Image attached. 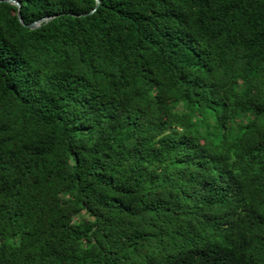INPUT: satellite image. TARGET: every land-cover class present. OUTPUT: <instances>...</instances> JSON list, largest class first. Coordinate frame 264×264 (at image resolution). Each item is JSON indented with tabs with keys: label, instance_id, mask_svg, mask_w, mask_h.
I'll return each mask as SVG.
<instances>
[{
	"label": "trees",
	"instance_id": "16d2710c",
	"mask_svg": "<svg viewBox=\"0 0 264 264\" xmlns=\"http://www.w3.org/2000/svg\"><path fill=\"white\" fill-rule=\"evenodd\" d=\"M19 1L0 264H264V0Z\"/></svg>",
	"mask_w": 264,
	"mask_h": 264
},
{
	"label": "water",
	"instance_id": "95a60500",
	"mask_svg": "<svg viewBox=\"0 0 264 264\" xmlns=\"http://www.w3.org/2000/svg\"><path fill=\"white\" fill-rule=\"evenodd\" d=\"M0 1H6V2H9V3H12V4H15L17 5L18 7V12H17V15H18V18L20 20V22L22 24H24L25 26L29 27V28H36V27H39L42 23H46L48 22L49 20H51L53 17H55L57 14H48V15H45V16H42L32 22H29V23H26L23 19V16H22V13H21V2L19 0H0ZM100 2V0H97L96 4L98 5ZM95 8H93L92 10L88 11V12H85V13H82V14H88L92 11H94ZM81 13L80 14H77V15H82Z\"/></svg>",
	"mask_w": 264,
	"mask_h": 264
}]
</instances>
